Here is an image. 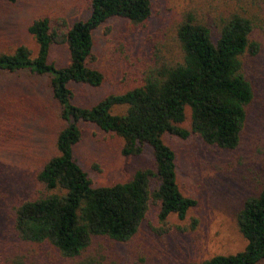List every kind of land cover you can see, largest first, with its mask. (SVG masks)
I'll list each match as a JSON object with an SVG mask.
<instances>
[{
  "label": "trees",
  "instance_id": "1",
  "mask_svg": "<svg viewBox=\"0 0 264 264\" xmlns=\"http://www.w3.org/2000/svg\"><path fill=\"white\" fill-rule=\"evenodd\" d=\"M261 2L249 0L250 11L232 5L226 14L207 17L196 9L184 11L175 28L177 52L156 55L139 85L109 93L90 106L74 102L70 85L98 87L106 79L91 65L96 60L94 31L111 18L144 25L151 16V0H90L88 17L72 23L61 15L54 21L35 18L27 26L38 46L35 55L24 44L0 51V71L27 70L48 78L63 122L55 136L56 153L35 174L33 195L12 207L11 226L21 241L12 251L14 264H109L105 246L131 240L151 205L158 207L162 225L171 216L185 218L197 200L181 191L176 153L163 135L194 134L220 150L239 146L255 98L245 63L261 49L262 41L254 36L257 30L261 33L259 14L252 12ZM55 44L68 51L64 65L49 59ZM186 108L189 128L180 126ZM81 121L120 137L123 156L139 155L149 146L153 166L138 168L128 180L94 186L74 154ZM235 220L246 240L243 249L185 264L264 262V180L245 197Z\"/></svg>",
  "mask_w": 264,
  "mask_h": 264
},
{
  "label": "rangeland",
  "instance_id": "2",
  "mask_svg": "<svg viewBox=\"0 0 264 264\" xmlns=\"http://www.w3.org/2000/svg\"><path fill=\"white\" fill-rule=\"evenodd\" d=\"M248 1L151 0V16L142 26L130 25L121 18L107 20L94 31L96 60L91 63L105 73L106 79L98 87L72 83L74 102L90 106L109 93L139 85L156 55L177 52L175 28L184 11L196 9L205 12V17L222 11L226 14L232 5L250 11ZM89 2L0 0V51L24 44L35 55L38 46L27 31L33 19L46 16L54 21L61 15L69 23L83 20L89 15ZM252 12L259 14L257 27L261 33L257 30L254 36L262 45L257 56L245 63L255 98L248 107L239 146L220 150L194 134L186 138L164 134L165 143L176 153L178 185L197 204L183 220L171 216L167 225L160 223L158 207L151 205L131 240L105 246L103 253L109 264H185L235 253L245 246L235 214L245 197L264 180V2ZM49 59L58 66L66 64V47L53 45ZM62 125L60 107L51 96L47 77L27 70L0 71V264H14L12 251L21 241L11 226L12 207L33 195L35 174L56 153L55 136ZM78 125L81 139L74 154L94 186L128 180L138 168L153 166L149 146L139 155L123 156L120 137L92 123L81 121ZM180 126L190 127L188 108Z\"/></svg>",
  "mask_w": 264,
  "mask_h": 264
}]
</instances>
